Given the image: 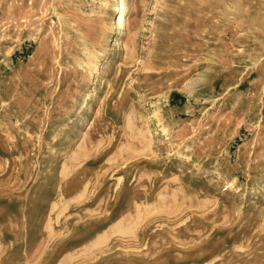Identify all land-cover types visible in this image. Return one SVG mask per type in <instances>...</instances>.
I'll return each instance as SVG.
<instances>
[{
	"label": "rangeland",
	"instance_id": "1",
	"mask_svg": "<svg viewBox=\"0 0 264 264\" xmlns=\"http://www.w3.org/2000/svg\"><path fill=\"white\" fill-rule=\"evenodd\" d=\"M0 264H264V0H0Z\"/></svg>",
	"mask_w": 264,
	"mask_h": 264
}]
</instances>
